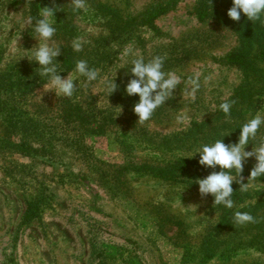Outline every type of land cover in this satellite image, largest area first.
<instances>
[{
  "label": "rangeland",
  "instance_id": "1",
  "mask_svg": "<svg viewBox=\"0 0 264 264\" xmlns=\"http://www.w3.org/2000/svg\"><path fill=\"white\" fill-rule=\"evenodd\" d=\"M46 1L0 0V264H264V181L105 175L128 155L118 139L132 141L111 137L123 130L110 96L132 71L179 104L146 122L158 138L223 113L195 147L241 173L256 162L264 60L229 59L260 52L264 0Z\"/></svg>",
  "mask_w": 264,
  "mask_h": 264
},
{
  "label": "trees",
  "instance_id": "2",
  "mask_svg": "<svg viewBox=\"0 0 264 264\" xmlns=\"http://www.w3.org/2000/svg\"><path fill=\"white\" fill-rule=\"evenodd\" d=\"M20 1H17L19 3ZM39 5L47 4L46 0H35ZM53 6V5H52ZM53 10L59 12L57 7H51ZM166 11V6H158L155 8H150L146 11L145 15L141 17V22L143 24L151 23L156 17L160 16ZM69 21L65 22L63 20L62 24H67ZM264 45H262V48ZM260 52L251 58H244L243 56L231 57L229 61L237 62L242 67L249 69L251 66H258L261 60H264V51ZM61 66L66 69H71L76 67V56L75 52L63 49L60 55ZM127 79H132L129 82L121 81V78L117 77L113 84V89L110 92L111 99L118 104L121 108V115L117 122H120V128L123 133L117 135V133L112 137L118 138L124 135L126 138L132 141L125 142L123 138H119L117 142L121 144V148L125 149L126 157L123 159V163L117 165V167H111L105 171V175H111L114 177H119L120 175L127 180V176L131 173H141L145 175H150L154 177H159L162 179L169 180H183L189 177H197L201 175H221V174H247L249 177H253L259 181H264V131L262 127L264 124L257 125V127L251 132V141L258 142L255 149H249L253 152L251 154L255 158V163L247 164V171L241 173L237 171L232 163H225L228 161L225 157H218V152L213 151V149H207L205 147L199 146L196 148V142L198 140L204 139L209 141L213 138V128L215 124L213 121L218 120L223 113H216L214 116H209L204 121L201 126H206L207 129H192L190 132H184L183 130L177 132L174 139L170 140V136H162L158 138V133L155 131H150L147 128V121H158L167 122L168 113L167 108L172 109L177 104L176 100L169 98H163L161 93L163 89L157 88L152 85L151 82L145 81L139 83L136 71L130 72ZM163 94V93H162ZM176 104V105H175ZM179 106V104L177 105ZM224 109V108H223ZM226 111H231L227 109ZM225 111V113H226ZM146 123V124H145ZM104 125V124H103ZM103 125H100L99 127ZM94 131L93 127L88 129V133ZM110 132V131H109ZM171 134V133H170ZM83 135V134H82ZM157 135V136H156ZM181 135H184L185 139ZM211 136V137H210ZM135 142L138 145H143V149L149 151L147 156H141L135 154V150H139L135 147ZM130 148L131 150H126ZM223 162V163H222ZM120 176V177H121ZM106 179L109 181L108 177ZM121 179V178H120ZM122 181V179H121ZM116 191L118 189L116 188ZM32 216V211L27 215L29 219Z\"/></svg>",
  "mask_w": 264,
  "mask_h": 264
}]
</instances>
